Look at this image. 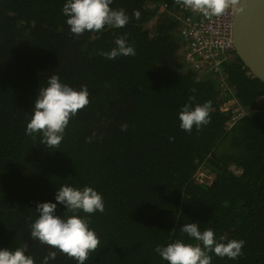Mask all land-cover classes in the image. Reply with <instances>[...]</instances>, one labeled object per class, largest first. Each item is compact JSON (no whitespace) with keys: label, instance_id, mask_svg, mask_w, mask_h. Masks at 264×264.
I'll return each instance as SVG.
<instances>
[{"label":"trees","instance_id":"16d2710c","mask_svg":"<svg viewBox=\"0 0 264 264\" xmlns=\"http://www.w3.org/2000/svg\"><path fill=\"white\" fill-rule=\"evenodd\" d=\"M64 2L0 0V247H26L42 264L53 249L30 237L36 203L54 202L62 185L87 186L102 195L105 210L78 213L100 241L85 264H167L156 246L196 243L180 226L197 221L216 238L244 241L241 256L209 253L211 264H264V82L236 54L224 63L249 112L231 127L217 80L185 61L179 0H112L129 23L81 36L70 32ZM125 35L134 56L99 54ZM52 74L89 92L57 147L25 134L38 89ZM206 101L209 123L181 130L182 107ZM57 214L70 213L58 205ZM49 264L76 261L57 251Z\"/></svg>","mask_w":264,"mask_h":264},{"label":"clouds","instance_id":"9594fccd","mask_svg":"<svg viewBox=\"0 0 264 264\" xmlns=\"http://www.w3.org/2000/svg\"><path fill=\"white\" fill-rule=\"evenodd\" d=\"M193 11H202L207 16H219L227 7L226 0H179ZM112 0H65L62 14L66 24L75 36L85 32H99L106 26L120 29L129 23V16L124 9L110 7ZM133 15L139 19L140 12ZM114 47L107 52H100L108 60L118 57L134 56L135 49L127 41L126 35L117 37ZM194 99L193 97L189 98ZM89 104L87 86L73 88L52 74L45 87H39L31 108V116L25 128L28 136H39L40 142L48 147H57L64 138L70 118ZM211 101L202 104H185L178 114L181 130L191 132L209 123ZM128 125L122 124L121 131ZM58 205L66 211L64 216L57 214ZM103 197L91 187L75 188L62 185L56 189L54 202H37L35 211L38 217L30 225V237L41 244L49 246L51 251L44 257L42 264L54 260L56 252L73 258L76 264H85L89 253L94 252L100 244L90 219L78 213L95 214L104 212ZM180 232L196 243L176 240L167 245H158L155 252L167 264H211L212 253L220 258L235 260L242 255L244 241L216 238L212 229L200 230L199 222L182 224ZM26 247L15 249L0 247V264H34L31 255H26Z\"/></svg>","mask_w":264,"mask_h":264},{"label":"built area","instance_id":"2783aa9c","mask_svg":"<svg viewBox=\"0 0 264 264\" xmlns=\"http://www.w3.org/2000/svg\"><path fill=\"white\" fill-rule=\"evenodd\" d=\"M240 0H226L227 7L219 16H207L202 11H193L183 6L180 13V33L187 50L185 61L203 76L214 77L225 96L222 112L231 113V127L242 121L249 112L236 98L222 66L235 57L232 32L236 8ZM160 10H166L161 7ZM264 101V97L261 98ZM197 174L196 176H198ZM204 177V174H201ZM205 178H207L205 176Z\"/></svg>","mask_w":264,"mask_h":264},{"label":"water","instance_id":"95a60500","mask_svg":"<svg viewBox=\"0 0 264 264\" xmlns=\"http://www.w3.org/2000/svg\"><path fill=\"white\" fill-rule=\"evenodd\" d=\"M232 38L237 57L264 82V0L239 1Z\"/></svg>","mask_w":264,"mask_h":264},{"label":"rangeland","instance_id":"374dc122","mask_svg":"<svg viewBox=\"0 0 264 264\" xmlns=\"http://www.w3.org/2000/svg\"><path fill=\"white\" fill-rule=\"evenodd\" d=\"M205 176H206V177H210V175H208V174H205V172H204V177H203V178H205Z\"/></svg>","mask_w":264,"mask_h":264}]
</instances>
